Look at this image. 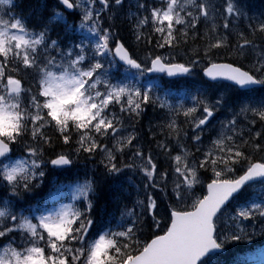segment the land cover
<instances>
[{"label":"snow or ice","instance_id":"snow-or-ice-1","mask_svg":"<svg viewBox=\"0 0 264 264\" xmlns=\"http://www.w3.org/2000/svg\"><path fill=\"white\" fill-rule=\"evenodd\" d=\"M12 2L0 0V264H221L230 248L234 264H264V50L248 58L264 49V12L249 16L239 0H136V41L151 45L150 27L167 49L140 56L116 23L125 0H58L31 27L4 18ZM189 38L204 41L202 55L177 62ZM221 51L229 62H216ZM197 69L209 79L194 91L162 83ZM149 106L165 115L166 167L134 123L124 134ZM224 108L232 118L205 145ZM126 171L143 181L131 207ZM105 185L118 217L98 211Z\"/></svg>","mask_w":264,"mask_h":264},{"label":"rangeland","instance_id":"rangeland-1","mask_svg":"<svg viewBox=\"0 0 264 264\" xmlns=\"http://www.w3.org/2000/svg\"><path fill=\"white\" fill-rule=\"evenodd\" d=\"M215 3H216L218 8H222L224 5V0H215ZM239 3L241 4L242 7H244L245 11L248 13L249 16H259L262 12H264V0H239ZM127 4L129 7H132V6L136 5V1L128 0ZM132 13L133 12H131V11L128 12V17L131 19L133 18V16L131 15ZM5 19H8V18H5ZM135 22L136 21L134 20V22H132V23L130 22L129 24H127L128 29H127V32L124 34V36L126 37L125 39L128 42H130V41L134 42L135 35L133 32V25L135 24ZM246 24H247V21H241L240 22L241 29L245 28ZM143 31L145 33L144 29H143ZM232 38H234V37H232ZM157 39L158 38H152L151 45L146 46L144 43L143 45L135 48L134 50L141 56H144L145 55L144 53H146L147 51H152L155 49L161 51L163 54H167V49L156 48L155 45H156ZM193 41L196 42V39ZM187 42L191 43V38H189ZM258 43H259V41H258ZM132 44L133 43H130V46H132ZM183 45L187 46V43L183 44ZM262 50H264V49L257 48L256 50L249 51V53H248L249 60L254 59L256 57V55L258 53H260ZM220 54L224 55L225 53L223 51H221ZM199 73L201 74L199 69H197L196 74L192 78H190L189 80L186 81L187 84H190L193 91L195 90L196 87H200V86H196V85L192 84L193 82H195V80H198L197 78H199L198 77ZM220 90H222V89H220L218 87L212 88V89H209L208 94L210 96H212L214 93L218 94V92ZM149 107H147V108H149ZM148 112L152 113V114L149 115V118L144 125H142L139 121L133 122V121H127L126 120L125 121L126 132L124 134H127V132L133 131V128L130 125H132L134 123L135 132L139 137L138 142L142 145L141 140L144 137L146 139V144H147V147H146V145L145 146L143 145L145 151H147L148 148L150 147L153 151V154L159 156V162L166 167L167 166L166 157L163 155L161 150L159 148H157V141H165V136L163 134H161V132H160V125H162L163 123L166 122L165 115L159 109L153 110V108H151ZM231 118H232V114H231V112L228 111L227 108L221 109L218 113H216L215 118H213L211 120V124L208 126V129L205 130L204 136L202 137V139L204 140V144L207 145L209 142V137H214L216 135V133L219 132L221 122H226L227 120H229ZM182 119L183 118L181 117V120ZM240 120L242 121L243 118L241 117ZM239 126H242V125L238 124V127ZM150 128L152 129V131H149ZM185 129L191 135V128L189 126L185 125ZM153 132L156 133L155 139H153ZM171 143H172L173 148H175L176 147L175 140H172ZM182 143H184L185 147L190 152L195 153V147L193 146V144L190 141L182 140ZM175 154L176 153L173 152V155H175ZM126 162H127V157H126ZM138 176H139L138 178L141 179V175H138Z\"/></svg>","mask_w":264,"mask_h":264},{"label":"trees","instance_id":"trees-1","mask_svg":"<svg viewBox=\"0 0 264 264\" xmlns=\"http://www.w3.org/2000/svg\"><path fill=\"white\" fill-rule=\"evenodd\" d=\"M30 1H40V0H30ZM47 10H48L47 7H41L40 6V7L35 8V9H20L18 11H15L14 13L22 14V15H25V14L28 15V13H31L33 15V17L35 18V20H37L40 23L42 18H45L49 15L47 13ZM203 26H204L203 24L200 25V34L201 35L205 30V26L204 27ZM119 30L121 31L123 36L127 32V30L125 31L124 28L122 29L124 31H122L121 28H119ZM59 31H60L59 27L53 31L54 38L56 37V34ZM124 38H126V37L124 36ZM230 42L234 43L235 42L234 38L230 37ZM203 44H204V41L200 40L199 38L196 39V42H194L193 39H191V43L187 42V46H184L182 44L179 48L173 50L172 54L177 56V62H184L186 57L192 56V49H194V48L201 47V55H202ZM144 54H146V53H144ZM224 55L220 54L221 59H218L216 61H220V60L229 61L227 58V54L225 53ZM151 108H152V106H150L149 108H146L144 114L139 119V122L142 125H144L146 123V121L149 118V115L152 114V113L148 112ZM49 134H52L51 130L49 131ZM79 167L81 169H83L85 167V165L83 163H81L79 165ZM87 167L91 168V163H89L87 165ZM138 175H141V174L126 171L125 175L123 177H121V185L123 187L122 196L124 197V203H126L129 207H131L135 203L138 196L141 199H143V197H144L143 188L141 187V189L139 191L137 190V185L142 186V184H143V181L138 178L139 177ZM129 177H131V179H129ZM104 192L106 194V199L100 200L99 205H98V211L100 212L101 215H105L106 213H113L118 217L119 213H118V211H116L117 206L113 200V188L105 185ZM156 195L163 197V194L159 193L158 190L156 192ZM64 202H67V201H64ZM21 203H23V202H21ZM253 247H255V245ZM236 253H237V250L230 248L226 253H224L219 258L221 261V264H234V261L236 259Z\"/></svg>","mask_w":264,"mask_h":264},{"label":"bare ground","instance_id":"bare-ground-1","mask_svg":"<svg viewBox=\"0 0 264 264\" xmlns=\"http://www.w3.org/2000/svg\"><path fill=\"white\" fill-rule=\"evenodd\" d=\"M119 28H121V30L124 28L125 31L128 29L127 25H125V24H119ZM124 30H122V31H124Z\"/></svg>","mask_w":264,"mask_h":264}]
</instances>
